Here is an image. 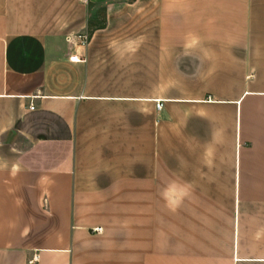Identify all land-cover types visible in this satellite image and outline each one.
I'll return each mask as SVG.
<instances>
[{
	"label": "crops",
	"instance_id": "crops-1",
	"mask_svg": "<svg viewBox=\"0 0 264 264\" xmlns=\"http://www.w3.org/2000/svg\"><path fill=\"white\" fill-rule=\"evenodd\" d=\"M0 264H264V0H0Z\"/></svg>",
	"mask_w": 264,
	"mask_h": 264
},
{
	"label": "clouds",
	"instance_id": "clouds-1",
	"mask_svg": "<svg viewBox=\"0 0 264 264\" xmlns=\"http://www.w3.org/2000/svg\"><path fill=\"white\" fill-rule=\"evenodd\" d=\"M188 195V187L176 183L166 185L161 192L162 199L171 208L178 206L183 201V199L187 198Z\"/></svg>",
	"mask_w": 264,
	"mask_h": 264
},
{
	"label": "built area",
	"instance_id": "built-area-1",
	"mask_svg": "<svg viewBox=\"0 0 264 264\" xmlns=\"http://www.w3.org/2000/svg\"><path fill=\"white\" fill-rule=\"evenodd\" d=\"M85 1L88 2L89 0H85ZM90 41H91V36L88 33L76 35L74 37V39H71L70 38V44H71V46L73 44H75L76 42L79 45H89ZM70 60L73 61V62H81L82 61L80 55H78V54L72 55L70 57ZM157 106H158L159 109L163 108V106H164L163 105V102H159ZM32 108L34 109L35 106H32ZM95 231L100 233V232H102V228H97V229H95Z\"/></svg>",
	"mask_w": 264,
	"mask_h": 264
}]
</instances>
